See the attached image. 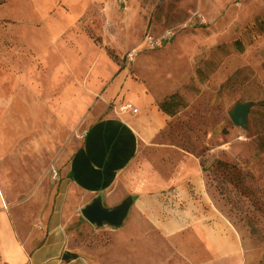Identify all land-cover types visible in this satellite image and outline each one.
Wrapping results in <instances>:
<instances>
[{"label": "rangeland", "instance_id": "rangeland-1", "mask_svg": "<svg viewBox=\"0 0 264 264\" xmlns=\"http://www.w3.org/2000/svg\"><path fill=\"white\" fill-rule=\"evenodd\" d=\"M255 1L0 0V125L4 114L13 124L0 134V166L12 204L63 200V169L97 116L94 106L123 75L158 99L179 95L157 138L198 158L203 210L227 218L235 252L217 255L221 243L205 241L194 223L169 241L161 205L140 210L133 194L119 201L132 197L124 229L87 224L76 244L91 264H264V7ZM205 10L215 12L211 21ZM192 13L204 20L181 27ZM147 35L167 38L151 47ZM173 42L193 44V59L169 49ZM124 100L109 106L122 111ZM237 101L251 103L246 127L229 117Z\"/></svg>", "mask_w": 264, "mask_h": 264}, {"label": "crops", "instance_id": "crops-1", "mask_svg": "<svg viewBox=\"0 0 264 264\" xmlns=\"http://www.w3.org/2000/svg\"><path fill=\"white\" fill-rule=\"evenodd\" d=\"M249 1L240 3L246 8ZM255 2L264 7V0ZM205 13L209 21L214 18L215 12ZM18 14L13 11V16ZM168 48L188 59L195 56L191 51L196 47L191 43L173 42ZM117 97H123L137 111L110 108L109 103ZM163 98L158 99L145 84L123 75L116 77L94 106L97 116L91 119L63 169L62 180L70 188L56 205L52 201L50 205H30L29 209L13 205L0 166V264H91L75 240L82 228L91 224L81 209L96 196L103 206H113L125 194L135 195L132 206L140 210L146 205H161L160 232L169 241H178L182 228L194 223L205 241L221 243L217 245L221 254L217 255L235 252L229 245L232 233L227 218L211 207L203 210L208 190L198 158L182 152L174 141L157 138L172 116L159 107ZM12 127L10 117L4 114L0 134ZM126 224L115 229L103 225L101 230L117 233Z\"/></svg>", "mask_w": 264, "mask_h": 264}, {"label": "water", "instance_id": "water-1", "mask_svg": "<svg viewBox=\"0 0 264 264\" xmlns=\"http://www.w3.org/2000/svg\"><path fill=\"white\" fill-rule=\"evenodd\" d=\"M250 102L237 101L229 110L228 114L232 122L236 125L246 127ZM132 203V197H125L121 202L113 206H103L100 196L94 197L91 202L81 209L82 216L90 223L97 226L105 225L111 227L120 226Z\"/></svg>", "mask_w": 264, "mask_h": 264}, {"label": "built area", "instance_id": "built-area-1", "mask_svg": "<svg viewBox=\"0 0 264 264\" xmlns=\"http://www.w3.org/2000/svg\"><path fill=\"white\" fill-rule=\"evenodd\" d=\"M203 20H204V17H201L200 13H192V15H190V17L181 24V27H184V28L189 27V26L191 27L196 23V21L201 22ZM166 38L167 37H165V36L154 37L152 35H147L145 37V42L147 45H149L151 47H156V46L162 45V43L165 41ZM135 50L136 49H134L132 52H130L129 55L131 56V54H133V52ZM122 109L131 111V112L137 111V108L135 106H133L131 103H126L125 105H123Z\"/></svg>", "mask_w": 264, "mask_h": 264}, {"label": "trees", "instance_id": "trees-1", "mask_svg": "<svg viewBox=\"0 0 264 264\" xmlns=\"http://www.w3.org/2000/svg\"><path fill=\"white\" fill-rule=\"evenodd\" d=\"M182 102L180 101V97L177 93L171 94L167 99L162 101L159 104V107L166 113L173 115L179 105Z\"/></svg>", "mask_w": 264, "mask_h": 264}]
</instances>
